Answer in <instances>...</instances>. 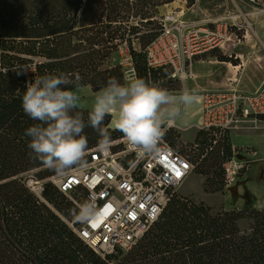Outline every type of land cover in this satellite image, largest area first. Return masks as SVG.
Segmentation results:
<instances>
[{"label":"trees","instance_id":"trees-1","mask_svg":"<svg viewBox=\"0 0 264 264\" xmlns=\"http://www.w3.org/2000/svg\"><path fill=\"white\" fill-rule=\"evenodd\" d=\"M174 1L0 0V264H264V210L213 211L173 194L135 245L101 258L63 221L75 208L70 201L51 184L44 185L41 200L25 185L30 172L46 167L30 159L27 147L25 130L36 121L22 108L26 83L36 76L63 73L73 81L80 77L79 88L98 93L110 77L123 84L131 68L134 78L161 81L170 91L167 84L175 81L171 68L148 66L145 50L159 35L160 9ZM182 1L187 6L195 2ZM120 49L126 51L130 67L118 59ZM77 110L87 121L90 110ZM110 120L108 115L104 121L110 141L124 137L108 127ZM84 134L87 151L99 145L100 137L90 126ZM211 134L198 130L195 140L205 143ZM228 135H220L219 152L226 159ZM176 137L172 129L165 134L172 146ZM209 154L216 161L219 153ZM53 175L47 169L39 180Z\"/></svg>","mask_w":264,"mask_h":264},{"label":"built area","instance_id":"built-area-1","mask_svg":"<svg viewBox=\"0 0 264 264\" xmlns=\"http://www.w3.org/2000/svg\"><path fill=\"white\" fill-rule=\"evenodd\" d=\"M243 1L254 15H264V0ZM160 23L159 35L145 50L146 59L153 68L169 66L172 80H182L193 59L209 50L221 49L231 34L226 24L209 29L173 14L163 16ZM123 61L125 66H131L128 56ZM128 71L133 76L132 69ZM200 99L201 122L197 130L210 131L214 136L239 131L248 119L264 116V83L252 93L231 87L205 92ZM160 148L154 157L141 156L122 137L110 141L103 151L99 145L88 150V167L84 170L45 180L30 175L25 185L41 200L44 185L51 184L62 195L72 196L70 202L75 208L94 198L100 209L96 219L65 223L87 247L105 258L135 245L158 221L175 190L193 171L189 156L172 146L165 136ZM129 161H136L134 168H130ZM228 175L226 169V180Z\"/></svg>","mask_w":264,"mask_h":264},{"label":"rangeland","instance_id":"rangeland-1","mask_svg":"<svg viewBox=\"0 0 264 264\" xmlns=\"http://www.w3.org/2000/svg\"><path fill=\"white\" fill-rule=\"evenodd\" d=\"M167 14L209 29L226 24L231 33L221 49L209 50L193 59L184 80L167 84L171 88L170 94L179 96L184 86L194 90L197 99L205 92L231 87L242 93H252L264 83V15H254L243 0H195L191 6L182 0H175L162 7L158 17ZM126 57V51L120 49L118 59L124 66L123 60ZM132 79L134 77L127 70L124 83ZM95 94L81 90L82 106H88L82 107L83 110L92 108ZM199 110L196 101L183 106L175 123L179 130L172 129L178 136L173 141L174 146L194 162L193 171L175 190L174 195L194 203H203L213 211L264 210V117L248 119L242 129L228 135L230 157L226 159L224 156L222 158L224 153L219 152L223 145L219 136H206L205 143L195 140ZM108 127L115 129L110 123ZM183 127L186 128L182 130ZM211 150L219 153L216 161L210 158ZM198 154L201 155L197 158ZM47 169V166L37 169L28 176L39 179ZM226 169L229 170L227 180ZM220 187V191L213 192ZM71 197L63 195L67 202ZM62 219L64 222L72 220L70 212H66ZM239 226L245 229L247 225L241 222Z\"/></svg>","mask_w":264,"mask_h":264},{"label":"clouds","instance_id":"clouds-1","mask_svg":"<svg viewBox=\"0 0 264 264\" xmlns=\"http://www.w3.org/2000/svg\"><path fill=\"white\" fill-rule=\"evenodd\" d=\"M184 80L185 76L182 75ZM67 75L45 74L26 83L22 97L24 113L33 121L25 130L30 138L27 147L30 159L46 165L58 176L88 167L85 159L88 140L86 127L95 130L103 151L110 144L111 133L104 126L106 116L115 114L114 127L123 134L131 150L141 156H156L168 128L173 127L183 106L194 103L195 91L184 86L180 95H172L161 81H148L142 77L121 83L110 77L96 95L88 112L87 121L78 111L80 96L69 88H79ZM136 161H129L134 168ZM75 222L87 223L100 215L94 198L69 210Z\"/></svg>","mask_w":264,"mask_h":264},{"label":"crops","instance_id":"crops-1","mask_svg":"<svg viewBox=\"0 0 264 264\" xmlns=\"http://www.w3.org/2000/svg\"><path fill=\"white\" fill-rule=\"evenodd\" d=\"M82 89H83V90H86L87 92L92 93L89 87L77 88V89H75V90H73V91H76L77 94L80 96V94H81V90H82ZM98 93H99V92H98ZM98 93H96L95 95H97ZM92 94H93V93H92ZM80 99H81V98H80ZM196 102L199 104L200 116L198 117V119H197V123H196L195 125H199L200 122H201V99H200V97H199V99H196ZM81 103H82V100H79V102H78V108H82V107L86 108V107H88V106H86V105L82 106L83 103H82V104H81ZM89 110H91V109H89ZM114 121H115V115L112 114V115H111V120H110V125H111L112 127H114ZM186 127H187V126H186ZM186 127H183L182 130H184ZM114 128H115V127H114ZM173 128L178 129V128L176 127V125H174ZM178 130H179V129H178ZM255 163L257 164V162H255Z\"/></svg>","mask_w":264,"mask_h":264},{"label":"snow or ice","instance_id":"snow-or-ice-1","mask_svg":"<svg viewBox=\"0 0 264 264\" xmlns=\"http://www.w3.org/2000/svg\"><path fill=\"white\" fill-rule=\"evenodd\" d=\"M185 167H186V166H185ZM176 174H177V176H179V175H180V173H179V172H177Z\"/></svg>","mask_w":264,"mask_h":264}]
</instances>
